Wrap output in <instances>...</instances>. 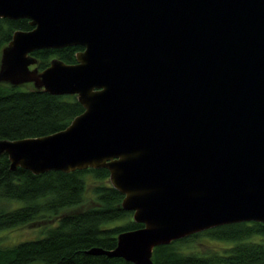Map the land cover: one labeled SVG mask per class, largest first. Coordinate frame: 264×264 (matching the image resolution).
<instances>
[{"label":"water","instance_id":"water-1","mask_svg":"<svg viewBox=\"0 0 264 264\" xmlns=\"http://www.w3.org/2000/svg\"><path fill=\"white\" fill-rule=\"evenodd\" d=\"M26 18L0 83L75 95L83 111L38 137L0 139L10 169L106 168L142 227L87 253L153 264V248L264 221V0H0ZM79 45L40 70L33 50Z\"/></svg>","mask_w":264,"mask_h":264},{"label":"trees","instance_id":"trees-1","mask_svg":"<svg viewBox=\"0 0 264 264\" xmlns=\"http://www.w3.org/2000/svg\"><path fill=\"white\" fill-rule=\"evenodd\" d=\"M26 18L0 17V50L17 29L28 30ZM79 45L33 50L42 70L55 56L75 63ZM83 111L75 95H53L0 83V139L38 137L62 130ZM9 158L0 155V201L10 207L0 211V230H10L43 221V236L9 246L0 244V264H134L122 257L87 253L91 247L113 249L117 235L142 227L124 210L121 194L109 182L106 168L33 174L30 169H10ZM22 201L18 206L16 201ZM90 202L88 207L63 213L67 207ZM202 235L220 243L211 248H194ZM253 236V238H252ZM258 236L259 238H255ZM252 238V239H251ZM153 264H264V221L230 222L211 226L169 243L158 244Z\"/></svg>","mask_w":264,"mask_h":264},{"label":"rangeland","instance_id":"rangeland-1","mask_svg":"<svg viewBox=\"0 0 264 264\" xmlns=\"http://www.w3.org/2000/svg\"><path fill=\"white\" fill-rule=\"evenodd\" d=\"M1 52V50H0ZM1 57V54H0ZM21 88L23 89H34V85L31 83H23L22 85H20ZM18 202L17 204L14 202L13 205L18 206L20 203H22V201H16ZM90 204V202H85L83 203V205L81 206H77V207H67L66 209L62 210L63 213H68V212H73L79 209H82L83 207H88V205ZM11 203L10 200L9 201H0V209L2 210V208H4L3 206L6 207H10ZM0 210V211H1ZM132 215V214H131ZM131 218H133V215L131 216ZM52 221H41V222H37V223H32L29 225H26L24 227H18V228H14V229H10V230H0V244L2 243L3 245L9 246L12 244H16L22 241H26V240H32L33 239H37L41 236H43V233L46 232L45 227L47 225H50ZM255 238H259L258 236H254ZM253 238V236H252ZM251 238V239H252ZM220 243L219 241L213 239V238H206L203 237L202 235H200V237H198L195 241H194V248H211V246H214V244ZM217 264V263H216ZM223 264V263H222Z\"/></svg>","mask_w":264,"mask_h":264}]
</instances>
